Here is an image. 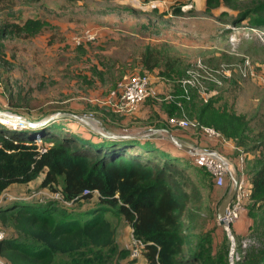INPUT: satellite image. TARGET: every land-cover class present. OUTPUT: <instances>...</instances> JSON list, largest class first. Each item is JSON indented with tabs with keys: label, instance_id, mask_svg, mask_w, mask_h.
<instances>
[{
	"label": "trees",
	"instance_id": "1",
	"mask_svg": "<svg viewBox=\"0 0 264 264\" xmlns=\"http://www.w3.org/2000/svg\"><path fill=\"white\" fill-rule=\"evenodd\" d=\"M15 1L0 0V39L17 40L40 34L45 21L7 20L5 16L13 11ZM17 1L29 5L39 0ZM235 1L206 0L205 12L210 13L219 5L230 6ZM185 4L180 1L172 7V15H181L180 8ZM245 10L232 25L247 23L250 30L264 29V1ZM140 15L156 17L167 13L153 10ZM206 54L201 52L202 58ZM137 62L138 76L157 73L160 80L171 86L169 96L161 104L167 118L165 123L184 119L215 130L224 141L233 143L235 150L230 159L234 163L242 155L250 156L245 158L244 170L238 171L250 185L246 205L248 225L244 233L248 231L258 246L245 250L238 244L233 264H264V115L251 125L252 120L246 115L235 113L223 102L222 80L215 75L206 78L200 70L198 83L192 86L188 82L193 65L157 47L145 46ZM1 68L0 64V78ZM110 72L109 68L100 70L94 66L93 80L101 82ZM126 75L121 69L115 80L112 77L113 90ZM93 80L87 82L90 87L95 84ZM202 93L208 96L206 101ZM112 112L109 117L105 115V121L118 119L113 109ZM63 123L52 121L38 131L43 148L29 136L30 130L16 132L0 125V198L10 187L30 184L42 177L39 185L42 189L58 193L64 202L70 203V206L56 202L36 206L33 203L38 202L26 201L0 208V228L4 232L0 260L6 264H119L130 258V252L117 243L114 218L127 224L133 239L142 244L140 254L146 264H230L231 245L225 234L220 243H215L212 233L207 231L194 245L188 244L185 218H192L193 212L188 210L187 203L198 207L202 195L199 182L187 171L196 169L201 176V188L216 186L210 174L194 164L192 156L184 152L175 154L170 149L173 146L151 139H133L120 145L115 141L92 143L69 132L59 136L62 133L56 132L57 125ZM188 162L192 168L187 166ZM85 191L89 192L86 196ZM94 198L96 201L91 202ZM80 207L87 209L76 211ZM215 221L219 226L217 218ZM230 228L235 237L241 236L233 225Z\"/></svg>",
	"mask_w": 264,
	"mask_h": 264
},
{
	"label": "rangeland",
	"instance_id": "2",
	"mask_svg": "<svg viewBox=\"0 0 264 264\" xmlns=\"http://www.w3.org/2000/svg\"><path fill=\"white\" fill-rule=\"evenodd\" d=\"M140 1L149 3V1L157 0ZM158 1L159 12L169 13L167 16L141 17V13H148V11L137 10L128 3V0H39L29 5L16 0L13 11L5 16L8 21L22 23L33 18L45 21L47 24L44 30L35 37H21L17 40L0 39V64L2 65L0 111L37 122L60 113L62 115L57 117L55 122H67L68 124L57 125L56 132L62 133L59 136L69 132L91 140L92 143L111 140L105 139L100 133L91 132L89 127L75 119L64 117V113L85 116L91 122L100 123L113 130L117 128L114 124H118V127L119 125L124 126L120 129L131 131L130 134L143 133L155 126L178 132L179 130L171 128L167 121L165 123L167 118L162 112L161 104L163 99L169 96L171 86L168 82L160 80L157 73L147 75L156 97L148 98L131 111H127L118 103V99L111 95L116 90L112 89L114 86L110 83L112 77L115 80L121 69L128 73L125 78L137 77L138 56L144 47L149 45L157 47L170 56H177L185 63L192 64L193 73L189 75L192 86L198 83L201 60L202 62L205 60L203 64L208 69L207 73L204 71L205 77L210 78L211 75H215L223 82V88L220 91L226 106L237 114L246 115L252 120L251 125L255 124L256 120L264 115V82L261 79L264 75V29L250 32L246 26L247 23L232 25V21L237 20L245 9L264 0H236L230 6L219 5L213 8L210 13L204 10L206 0H193L190 5H185L188 6L187 8L184 6L180 8L181 15L179 16L172 15L170 10L183 0ZM231 37L238 40L235 47L230 44ZM80 47L82 50L79 49ZM201 52L207 53L204 58ZM245 59L249 60L252 72L249 71L244 76L239 71V67ZM94 66L100 70L109 68L111 72L103 76V81L97 82L93 80ZM89 79L95 82L92 87L87 83ZM9 90L13 91L9 93ZM204 90L202 89V92ZM9 94L12 97H9ZM202 96H204L203 93ZM93 107L98 110L95 111ZM112 109L117 113L116 118L118 119L105 121L106 116L109 117V114L113 113ZM16 122L17 125L13 123L4 125L1 122L0 125L10 131L27 132L30 130L29 136H33L37 146L43 148L41 136L38 134L43 127L29 129L20 121ZM183 131L186 134L192 132L190 129ZM196 134L198 138H201L200 133ZM190 135L193 136V133ZM156 136L159 142L163 141L164 144L173 146L170 149L175 154L181 155V152H184L177 148L164 133ZM126 141L119 143L122 145ZM222 145L230 146L221 141ZM226 151L232 152L231 149ZM240 157L235 163L230 158H224L233 164L238 174V168L244 170L246 166L244 165L245 158H250L246 155ZM188 163L187 166L192 168L190 162ZM184 166L179 167L184 168ZM187 172L193 176L195 182H199V192L202 195L198 207L187 203L188 210L193 212L192 218H185L188 244L190 247L194 245L198 238L207 231L212 233L215 243H220L222 234H225L231 245L229 261L233 264L237 257L235 248L238 244L247 250L250 246H258V242L249 236L248 231L235 237L231 228L226 231L223 226L221 228L216 224L215 218H217V208L220 202L215 201V193H220L222 190L219 189H224L223 200L232 182L227 176L221 187L209 186L204 189L201 188V176L196 174V169L193 167ZM202 174L204 172L201 170ZM243 177L246 179V176L243 175ZM41 180L42 177H39L30 185L18 187L23 190L22 195L19 196L30 197L43 190L50 194L48 189H42L39 186ZM6 193L7 196H13L10 191ZM2 199L4 201L5 197ZM94 201V199L91 200V202ZM26 203L24 201L5 203L1 209L14 204ZM47 203L49 201L45 204ZM33 204L44 205V203ZM86 204L90 207L89 202ZM80 208H76V211L87 209V207ZM245 216L246 207L236 221L242 220ZM246 220L248 225L247 217ZM113 221L116 223V237L122 240L125 231H128L130 227L114 218ZM236 221L231 225H234ZM129 243H131V238ZM186 253L189 254L190 251ZM141 258V254L136 259L129 258L127 264H136ZM1 262L6 264L2 260Z\"/></svg>",
	"mask_w": 264,
	"mask_h": 264
},
{
	"label": "built area",
	"instance_id": "3",
	"mask_svg": "<svg viewBox=\"0 0 264 264\" xmlns=\"http://www.w3.org/2000/svg\"><path fill=\"white\" fill-rule=\"evenodd\" d=\"M187 2V4H191L193 0H183ZM186 5V4H185ZM184 8H187L188 6H185ZM255 30H250V32H254ZM89 40H92L91 37H88ZM230 44L232 47H235L237 44V39L235 37L230 38ZM201 70L205 71L207 73L208 69L204 64L201 63ZM252 70V66L248 59H245L244 62L239 67V71L242 73V75H246L249 73V71ZM252 72V71H251ZM262 81L264 82V75L262 76ZM191 84V82H188ZM112 97L118 99V103H120L124 108L127 109V111H131L134 109L135 106L145 102L148 98H155L156 93L154 92L150 80L147 76H137L133 78H124L123 81L119 82L116 86V90L111 93ZM204 100L208 98L207 95L203 96ZM119 104V105H120ZM168 125L171 128L177 129V130H192L196 133H200L201 136H204L206 139L214 142H224L222 136L216 132L215 130L208 128V127H199L197 124L193 122H189L184 119H170L168 122ZM202 149L197 150L196 154L193 155L194 158V164L202 169H205L210 176L213 178L214 183L217 187H221L226 179L227 176H229V171L227 170L226 166L223 164L222 161H220L218 158L211 156L207 152H205ZM241 158V157H240ZM7 193H5L0 198V206H2L5 203H12L17 201H35L38 203H46V201L49 202H56L60 204H65L67 206H70V203H66L63 201L62 196L58 193L50 194L46 193V191L43 190V192L38 191L33 196L30 197H23L22 196H7ZM89 192L85 191L83 193L84 196L88 195ZM250 195V185L247 180L243 177V175L239 174V182L237 185L235 196L231 202V204L228 207L227 214L225 217V220L232 224L234 221H236L240 214L243 212L247 205V201ZM97 196V194H95ZM5 197V200L3 201L2 198ZM4 238V233L2 230H0V241H2ZM142 244L131 237V243L127 246V250L130 252V258L136 259L138 255L141 252ZM0 264H3L0 260Z\"/></svg>",
	"mask_w": 264,
	"mask_h": 264
},
{
	"label": "water",
	"instance_id": "4",
	"mask_svg": "<svg viewBox=\"0 0 264 264\" xmlns=\"http://www.w3.org/2000/svg\"><path fill=\"white\" fill-rule=\"evenodd\" d=\"M0 115H3V113H0ZM61 115L62 114L58 113L55 116H51L48 119L38 121V122L37 121L31 122V121H28V120H25L22 118H17L16 120L20 121L25 127H28L29 129H31V128L40 129L41 127H44V126L50 124L52 121H55L57 119V117H59ZM63 115H65L64 117L75 119L77 122H80L84 126L89 127L91 132H95V130L90 126V124L92 122L89 118L82 116V115H74L71 113H64ZM96 126L100 127L107 134V135H104V134L100 133V135L102 137H104L105 139H108L111 141L121 142V141H126V140H131V139H139V138H143V137L157 138V136H156L157 134L164 133L167 136V138L177 148L181 149L182 151L186 152L189 155H195L196 151L199 150V149H193V148H189V147L185 146L184 144L179 142V140H177V138H175L171 134L170 131H168L166 129H161V130L150 129V130L145 131L143 133L140 132V133H136V134H130L131 131H128V130H124V131H121L119 133L111 132L108 129H106L104 126H102V124H100V123H98V124L96 123ZM148 135H150L152 137H149ZM204 151L207 152L208 154H210L211 156L216 157L220 161H222L223 164L226 166L227 170L229 171V178H230V181L232 182V185H231V188L229 189L228 193L226 194L224 199L220 202V204L217 208V221L219 222V225L223 226L224 229H226V231H227L230 228V224L225 220V217L227 214L228 207L231 204V202L235 196V193H236L237 185L239 182V174L235 172L233 164L230 163L229 161H227L226 159H224V157H222L220 154H218L212 150H204Z\"/></svg>",
	"mask_w": 264,
	"mask_h": 264
},
{
	"label": "crops",
	"instance_id": "5",
	"mask_svg": "<svg viewBox=\"0 0 264 264\" xmlns=\"http://www.w3.org/2000/svg\"><path fill=\"white\" fill-rule=\"evenodd\" d=\"M128 3L129 4H132L134 7H136L137 10L139 11H148V13H150L151 11L153 12V10L155 11H158V14H161L159 12V7L158 4H159V1H149V3H144V1H140V0H128ZM161 3V2H160ZM205 9H206V6H205ZM204 9V10H205ZM147 13V12H146ZM167 13V12H166ZM169 13H167L168 15ZM141 16V15H140ZM141 17H147V16H141ZM105 127V126H104ZM120 127H124V126H120L117 127L115 130L113 129H109L107 128L109 131L111 132H114V133H119L120 131H124V129H120ZM118 129V130H117ZM120 129V130H119ZM183 130H179L178 132H174V137L177 138L179 140V142H181L182 144H184L185 146L189 147V148H193V149H199L201 150L202 149H206V150H214L216 153L220 154L222 157L224 158H231V156L233 155L234 153V150H235V147L233 145L232 142L230 141H225L223 143H226L230 146L228 147H225V146H221V142L220 144L218 145L219 142H214V141H210L208 139H206L204 136H201V138H198L197 135L194 131H192L191 133H193V136H191L190 132L188 134H186L184 131L182 132ZM151 139H154L156 141H159L158 139L156 138H151ZM217 143V144H216ZM228 149H231L232 152L229 153ZM186 153V152H185ZM187 154V153H186ZM189 155V154H188ZM193 157V155H190ZM28 185V184H26ZM30 185V184H29ZM18 187H23L21 185H17V186H12L9 188L8 191H10V193H12L13 195L15 196H19V195H22V191L23 190H20ZM219 190H222L220 193L217 192L216 193V196H215V201L218 203V202H221L222 198H223V193H224V189H219ZM21 193V194H18V193ZM94 200L96 201V199L94 198ZM234 226V230L236 232V234L240 235L242 232H244L246 230V227H247V220H246V216L245 218L242 217V220H238L236 221V223L233 225ZM132 237V231L131 229H129L128 231L126 230L124 235H123V239L122 240H118V237H116L117 239V243L119 245V247L121 249H125L127 250V246L129 244V239ZM125 261L123 264H127L129 259H125L123 260ZM122 262V261H121ZM134 264V263H133ZM136 264H146L145 260L143 258L139 259L138 262Z\"/></svg>",
	"mask_w": 264,
	"mask_h": 264
},
{
	"label": "bare ground",
	"instance_id": "6",
	"mask_svg": "<svg viewBox=\"0 0 264 264\" xmlns=\"http://www.w3.org/2000/svg\"><path fill=\"white\" fill-rule=\"evenodd\" d=\"M0 113H3V115H0V121L5 124V123H9L10 124H16L17 125V118H19V116H15L11 113H5V112H2L0 111ZM8 115V116H7ZM8 125V124H6ZM90 126L95 130V132L97 133H101V134H104V135H107L104 130H102L100 127H97L96 124L94 122H92L90 124Z\"/></svg>",
	"mask_w": 264,
	"mask_h": 264
},
{
	"label": "clouds",
	"instance_id": "7",
	"mask_svg": "<svg viewBox=\"0 0 264 264\" xmlns=\"http://www.w3.org/2000/svg\"><path fill=\"white\" fill-rule=\"evenodd\" d=\"M24 202H26V201H24ZM12 206V205H11ZM10 207V206H9ZM0 208H1V206H0ZM7 208V207H6Z\"/></svg>",
	"mask_w": 264,
	"mask_h": 264
}]
</instances>
